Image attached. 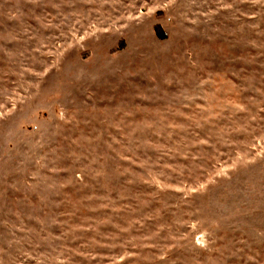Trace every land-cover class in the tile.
I'll use <instances>...</instances> for the list:
<instances>
[{"label":"rangeland","instance_id":"rangeland-1","mask_svg":"<svg viewBox=\"0 0 264 264\" xmlns=\"http://www.w3.org/2000/svg\"><path fill=\"white\" fill-rule=\"evenodd\" d=\"M0 264H264V0H0Z\"/></svg>","mask_w":264,"mask_h":264}]
</instances>
